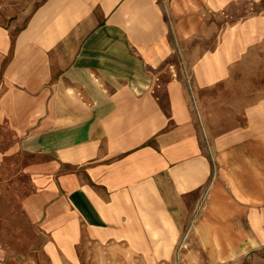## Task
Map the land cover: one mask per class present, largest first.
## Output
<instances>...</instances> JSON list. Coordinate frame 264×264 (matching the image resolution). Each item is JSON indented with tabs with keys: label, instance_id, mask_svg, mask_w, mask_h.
<instances>
[{
	"label": "crops",
	"instance_id": "crops-1",
	"mask_svg": "<svg viewBox=\"0 0 264 264\" xmlns=\"http://www.w3.org/2000/svg\"><path fill=\"white\" fill-rule=\"evenodd\" d=\"M28 9L22 28L0 31V125L30 156L21 208L38 241L14 258L0 246V264H172L210 169L196 129L153 141L182 106L178 94L144 91L165 52L161 1L31 0ZM237 132L197 226L207 231L181 248L188 264H264V107Z\"/></svg>",
	"mask_w": 264,
	"mask_h": 264
},
{
	"label": "rangeland",
	"instance_id": "rangeland-1",
	"mask_svg": "<svg viewBox=\"0 0 264 264\" xmlns=\"http://www.w3.org/2000/svg\"><path fill=\"white\" fill-rule=\"evenodd\" d=\"M17 1L7 0L8 19L0 20V31L17 24L23 27L17 16L21 8L23 12L30 11L31 0H24V4L19 0V5ZM160 1L166 23L162 45L165 52L158 65L147 69L151 78L144 91L148 89L158 96L178 94L182 106L176 116H166V127L156 132L153 141H157L158 134L179 125L185 135L193 131L195 136L196 129L200 150L209 159L208 183L199 189L198 202L183 228L172 262L188 264L182 258L181 248L184 251L190 247L186 243L189 244L190 238L204 236L207 231L197 226L206 215L212 183H217L223 172L224 144L237 136L239 125H245L250 110L264 107V0ZM240 44H247V54L240 55ZM4 56L7 58L2 57L3 65L12 58V53L5 52ZM238 95L240 101L234 100ZM161 103L170 109L169 97ZM188 127L193 129L189 131ZM29 159L18 147L10 128L0 125V246L9 258L37 246V229L21 208V201L29 192V181L19 174ZM233 231L240 232L237 228Z\"/></svg>",
	"mask_w": 264,
	"mask_h": 264
}]
</instances>
